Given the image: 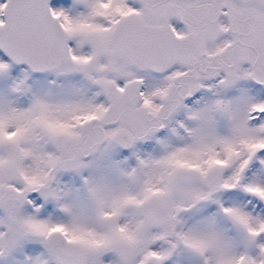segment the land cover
I'll use <instances>...</instances> for the list:
<instances>
[{"label": "snow or ice", "instance_id": "obj_1", "mask_svg": "<svg viewBox=\"0 0 264 264\" xmlns=\"http://www.w3.org/2000/svg\"><path fill=\"white\" fill-rule=\"evenodd\" d=\"M0 264H264V0H0Z\"/></svg>", "mask_w": 264, "mask_h": 264}]
</instances>
